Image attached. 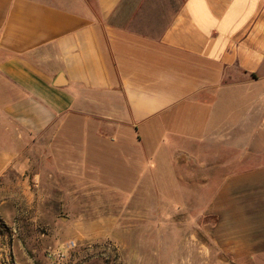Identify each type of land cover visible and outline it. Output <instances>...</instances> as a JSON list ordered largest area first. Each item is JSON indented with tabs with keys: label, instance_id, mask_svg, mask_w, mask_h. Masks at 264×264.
<instances>
[{
	"label": "crops",
	"instance_id": "1",
	"mask_svg": "<svg viewBox=\"0 0 264 264\" xmlns=\"http://www.w3.org/2000/svg\"><path fill=\"white\" fill-rule=\"evenodd\" d=\"M108 110L127 132L75 133ZM0 116L20 142L56 136L73 176L95 173L96 142L130 152L138 187L163 173L208 190L229 173L203 229L233 260L264 261V0H0ZM32 154L0 147V212L40 201Z\"/></svg>",
	"mask_w": 264,
	"mask_h": 264
},
{
	"label": "rangeland",
	"instance_id": "2",
	"mask_svg": "<svg viewBox=\"0 0 264 264\" xmlns=\"http://www.w3.org/2000/svg\"><path fill=\"white\" fill-rule=\"evenodd\" d=\"M110 112H99L100 122L75 127V133L127 132ZM19 134L0 116V147L33 151L43 165L39 172L46 170V189L33 207L15 202L16 212H0V264H264L224 255L203 229L211 196L229 173L212 175L208 190L189 189L173 177L167 183L163 173L156 185L147 175L138 187L137 171L126 165L130 152L96 142L85 159L95 173L73 176L60 172L65 167L58 166L56 136L31 144L20 142ZM250 160L242 159L239 169L250 168Z\"/></svg>",
	"mask_w": 264,
	"mask_h": 264
},
{
	"label": "built area",
	"instance_id": "3",
	"mask_svg": "<svg viewBox=\"0 0 264 264\" xmlns=\"http://www.w3.org/2000/svg\"><path fill=\"white\" fill-rule=\"evenodd\" d=\"M74 246H75V243L74 242L68 244V247L69 248H73Z\"/></svg>",
	"mask_w": 264,
	"mask_h": 264
}]
</instances>
